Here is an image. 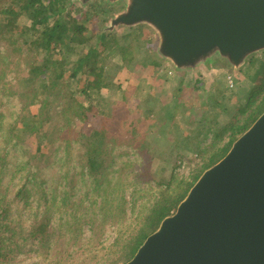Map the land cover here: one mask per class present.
<instances>
[{"label":"trees","instance_id":"obj_1","mask_svg":"<svg viewBox=\"0 0 264 264\" xmlns=\"http://www.w3.org/2000/svg\"><path fill=\"white\" fill-rule=\"evenodd\" d=\"M77 2L0 0V45H4L10 52L17 43L24 45L16 65L19 67L23 61V54L30 59L26 65V73L20 74L16 85L20 91L18 96L29 102L33 108L28 117L10 124L5 134L7 144L19 146L23 160L8 169L6 155L0 156V264H13L19 253L28 255L33 252L40 256L42 264H73L77 252L82 249L84 225H87L91 233L89 245L96 247L94 244L99 243L107 226H119L125 221L127 204L125 192L128 187L126 180L130 172L133 174H130L133 176V184H148L152 180L147 171L148 166L152 167V164L148 166L143 164L139 167L135 162L126 161L112 171L111 164L104 162V157L112 161L110 153L104 149L107 147L106 144H92V139L99 137L107 142L110 138L113 140L114 137L118 138V134L114 135L117 129L113 128V125L108 126L111 118H107L102 128L94 131L92 136L85 135L84 131H77L74 127L75 121L88 120V112L92 109L90 91L93 88L95 90H98V87L109 88V85L119 87L117 82L113 84L107 80L106 61L111 58L114 64L129 63L128 55L136 39L132 32L127 34V38H119L116 31H109L100 26L104 21L99 20L100 15L107 17L110 13L107 2L89 3L88 6L79 5ZM23 16L29 20L27 26L19 23ZM90 22L96 26L97 31L92 39H89L88 34ZM88 43H91L88 52L77 50L79 47L83 50ZM103 50L107 53V58L100 56ZM10 55L8 53V56ZM39 55L42 58L40 62H36V56ZM85 70L90 71L95 79L87 78L84 81ZM7 73L6 67L0 68V83L4 81ZM78 96H82L84 102H80ZM258 96L260 102L249 101L244 108L239 109L242 116L248 112L247 118L242 120L245 122L244 126H239L240 122L233 118L216 133L214 151L208 157V163L203 170L220 161L232 147L233 142L264 112V85L258 91ZM2 103L0 99V107ZM177 106L178 104L174 103L169 107L167 105L163 107L169 111L166 116L165 114L159 116V122L165 123L168 120L169 123ZM213 108L216 110V107ZM155 110L157 108L154 105L148 109V113L158 115ZM3 119V113L0 112V132L3 131ZM118 119L114 115L111 121L117 124L120 123ZM119 120H125L124 115ZM134 128L131 121L126 130L131 132ZM226 136H229V142L221 145L222 139ZM81 141L84 143L85 152L82 154L80 151L77 152V166L73 168L74 144ZM136 141L137 139L132 145L142 154L145 142ZM56 162L60 165L61 171L54 181L50 196L46 198L48 193L44 191L43 186L47 180L43 178V170ZM138 167V171H135ZM202 172L191 182L172 175L168 182L159 184L162 189L158 198L148 208L147 213L139 218L136 231L112 244L117 247V254L104 264H125L130 261L142 242L154 234L162 220L175 212ZM112 173L116 176L114 185L109 189L108 184L111 180L108 178ZM6 174L9 175V180L5 185L3 181ZM77 176L83 184L90 181L93 191L102 194L96 211L94 209L96 201L92 202L89 213L83 211V200L80 205L73 208L70 192L77 187ZM17 178L21 184L14 191L13 181ZM58 187H63L62 192L58 191ZM35 194L44 198V211L40 218L34 219L29 228H25L19 218L18 220L12 218V205L22 204L28 207L30 199ZM72 208L73 212L69 219L63 223L62 216H68ZM54 212L60 214V222L56 228L52 226ZM5 241L9 243L6 244Z\"/></svg>","mask_w":264,"mask_h":264},{"label":"rangeland","instance_id":"obj_2","mask_svg":"<svg viewBox=\"0 0 264 264\" xmlns=\"http://www.w3.org/2000/svg\"><path fill=\"white\" fill-rule=\"evenodd\" d=\"M101 1L103 2L105 0H92L89 3L100 4ZM77 3L81 5L79 2ZM89 3L83 6H88ZM123 9V2L108 5L110 13L107 17L100 15L99 20H104L100 26L107 29L110 20ZM19 23L27 26L29 20L26 16H23L20 18ZM88 29L89 39L94 38L97 33L96 26L90 22L88 23ZM111 31H116L117 37L119 38H127V34L130 32L136 36L130 50L133 61L128 68H119L121 64H114L111 58H108V61H106L108 63L106 67L107 80L113 84L118 81L117 84L119 83L120 89H124V92L116 95L114 86H109V88L98 87V90L93 88L90 91L92 109L88 112V120L84 122L75 121V129L77 131H84L85 135L92 136V132L99 128L105 114H109V107L121 101L120 98L122 101L125 98L124 101H129L130 108L135 114V128L137 127L140 132L149 131V128L154 125L158 128L159 125L162 124V122H159L160 115H148L146 113L145 104L142 103L148 91V84H143V80H140V78H145V76L147 77V75L149 73L152 74V72L157 74L154 78H157V80H155V85L158 84V86L155 87L157 95H162L161 98L159 97L161 101L163 103H171H167L168 107L174 103L178 104V108L174 111L175 128L169 129V131L167 128L165 130L163 129L165 134H162V137L159 136L158 133L157 135L159 137L157 135H149V139L144 146H147L150 151L145 153L142 150L143 155L136 146L132 145L136 139V142H140L144 139L140 137L141 133L133 132L131 134H124L121 129L118 132H114V135L120 134L118 138L114 137L116 142H114L113 138L108 139V142L100 137L92 139L91 142L93 145L97 143L100 145L106 144L107 147H104V149L110 153L112 161H110L108 157H104V162L106 164H111L112 171L126 161L130 163L135 162L136 166L139 167L143 164L147 166L148 164H152V167L148 166L147 169L152 180L148 184H133L134 180L133 176H130V174H132L130 172L126 180L128 187L125 192L127 202L125 207V221L119 226H107L104 229L99 243L94 244L96 247H91L89 245L91 233L87 225H84L81 237L82 249L80 252H77L78 255L73 264H104V262L114 257L117 254V247L112 244L118 239H125L136 231L139 226V218L147 213L148 208L154 200L158 198L159 191L162 189L159 184L163 185L168 182L172 175L191 182L200 172H204L205 170L203 169L208 163V157L214 151L213 144L217 140H215L216 133L233 118L240 122L239 126H244L245 122L242 120L247 118L246 114H248V112L242 116L239 109L244 108L249 101L260 102L261 99L260 96H258V91L264 85V51L249 56L244 64L236 70L231 68L226 62L215 58L212 63L202 65V71L199 70V72L194 75L192 74L191 78L178 75L176 72L169 76L166 74L165 69H158L155 71L146 69L142 72L143 69L139 67L140 63L142 64L146 59L153 57V53L158 45L157 35L152 29L149 27H139L135 29L119 27ZM90 47L91 43H88L83 50L81 47L77 50L80 52H88ZM22 48H24V45L17 43L16 46L13 47L12 52H10L4 45H0V68L6 67L8 69L4 81L0 83V99L3 102L0 107V112H2L4 116L3 131L0 132V156L6 155V159L9 163V165L6 166L8 169L19 164L23 160V154L21 150L18 149L19 146L13 147L11 143H6V130L10 124L20 118L23 119V117H28L33 111L32 106H30L31 104L23 101V98L18 96L20 91L16 85L20 74L26 73V65L30 59V57L23 54V61L20 62L19 67L16 65L17 58L22 54ZM8 53L11 55L8 56ZM100 56L102 58H107V53L103 50ZM93 57H95V55ZM41 58V55L36 56V62H40ZM130 75H137L135 77L137 81L131 83H128V81L126 82L125 78H128ZM229 76L233 80L232 88L229 87L227 82V77ZM65 77H67V75ZM83 77L84 81L87 80V78L88 80L95 79L92 73L86 70ZM81 84L83 83L81 82ZM81 84L79 85L80 87ZM24 88L23 86V89ZM158 88H160L159 91ZM141 89L144 90V93H141ZM25 92H27V89H25ZM77 99L80 102H84L82 96H78ZM155 104L158 105V103L154 102L153 105ZM213 106L216 107V110ZM119 114V119H121L123 113ZM159 114H167V111L162 109ZM158 142L159 144H157ZM222 142L221 145L227 144L229 142V136L224 137ZM83 144V141L74 144L75 162L72 163L73 168L77 166V152L80 151L81 154L85 152V146ZM176 148H180L181 151L174 150ZM173 150L174 152L170 153V151ZM60 156H62V154H60ZM139 167L135 171H138ZM60 171L58 162L43 170V178L47 180V183L43 186L44 191L48 193L46 198L50 196V191L53 190L54 181ZM115 176L116 175L112 173L108 178V180H111L108 184L109 189L114 185ZM85 178L87 180V177ZM8 180L9 175L6 174L3 184L6 185ZM77 180V187L70 192L71 203L74 204L73 208L80 205V202L83 200V211L89 213L92 208V202L96 201V205L94 206L96 211L102 194L100 195V193L97 194L93 191V185L90 184V181L83 184L79 176H77ZM13 184H15L13 190L16 191L21 184L19 178L15 179ZM62 189L63 187H58L59 192H62ZM84 197L85 199H83ZM43 199L44 198H41L40 195L35 194L30 199V205L28 207H24L22 204H13L11 209L12 218L15 220L19 218L20 221L23 222V227L29 228L34 219L40 218L43 214L45 205ZM73 208L69 211L68 216H62L63 223L66 219H69V215L73 212ZM58 222H60V214L54 212L52 214V226L56 228ZM5 243L7 244L9 242L5 241ZM26 250L28 249L26 248ZM13 264H42V259L35 252L29 253L28 255L19 253Z\"/></svg>","mask_w":264,"mask_h":264},{"label":"water","instance_id":"obj_3","mask_svg":"<svg viewBox=\"0 0 264 264\" xmlns=\"http://www.w3.org/2000/svg\"><path fill=\"white\" fill-rule=\"evenodd\" d=\"M105 1L124 3L109 31L148 26L179 71L215 58L236 70L264 51V0ZM125 264H264V112Z\"/></svg>","mask_w":264,"mask_h":264},{"label":"crops","instance_id":"obj_4","mask_svg":"<svg viewBox=\"0 0 264 264\" xmlns=\"http://www.w3.org/2000/svg\"><path fill=\"white\" fill-rule=\"evenodd\" d=\"M139 27H147L148 28V26H144V25H139V26H135V27H132V29H135V28H139ZM158 46V45H157ZM128 57L130 58V61H129V63H121V66H119V68L120 67H126V68H128V66H130L131 65V62L133 61V57H132V55H131V52L129 53V55H128ZM154 58V59H153ZM140 68H142L143 69V71L142 72H144L146 69H148V70H151V71H155V70H158V69H165L166 70V74L167 75H173V73H177L178 75H182V76H187L188 78H191V75L193 74H195V73H197V72H199V70L200 71H202L201 70V68H198V69H195V70H193L192 72L191 71H189V72H187V71H179V70H176L174 67H173V65L169 62V61H167V60H164V59H162L161 57H159L158 56V54H157V47H156V50L154 51V53H153V57L152 58H148V59H146L145 61H143L142 62V64L140 63V66H139ZM170 70H172V74H169V72H170ZM146 75H147V73H146ZM157 74L156 73H154V72H152V74H148L147 75V77L145 76V78H140V80H143V84H145V85H147L148 84V91H147V94H146V97L144 98V100H142V103H144L145 104V107H146V113L148 114V115H150V116H153V115H156V114H149L148 113V109H150V108H152L154 105H153V103L155 102V103H158V105H156L155 104V106H156V108H157V110H155V113H157L158 115H161V114H159L160 113V110H162L163 109V107H165L166 105H167V103H169V102H167V103H163L162 101H161V97H162V95H160V96H158L157 95V90H156V87L155 86H158V84H156L155 85V80H157V78H154L155 76H156ZM137 75H130V76H128V78H125V80H126V82L128 81V83H131V82H133V81H137L136 79H135V77H136ZM193 79V78H192ZM118 82V81H117ZM126 84V83H125ZM110 86V85H109ZM118 86H119V83H118ZM159 89L160 88H158V91H159ZM115 94L116 95H119V94H121L122 92H124V89H120V87H117V88H115ZM141 93H144V90L143 89H141ZM160 97V98H159ZM126 99V98H125ZM124 99V100H125ZM120 100L121 101H119V102H116V103H114V105L113 106H110L109 108H110V110H109V114H105V117L103 118V120L101 121V123H100V126H99V128L97 129V130H95V131H98V130H100L101 128H102V126H103V124L105 123V120L107 119V118H113L114 117V115H116V117L117 118H119V116H120V114L119 113H123V115L125 114V120H123V121H121V120H119L118 119V121L120 122V123H117V124H113V122L111 121V119H110V122H109V124H108V126L109 127H111V125H113V128H118V126H119V128L117 129V132L119 131V130H121L122 131V133L124 132V134H131V133H141V138H144V139H142V140H144L143 142H145L144 144H146V141H148V137H149V135H153V136H156L157 135V133L159 134V136H161L162 137V134H165V132H164V130L167 128V130L169 131V129L171 130V129H173V128H175V121H174V116H173V119L168 123L167 121L168 120H166L165 121V125L166 126H164V124L162 123V124H160L159 125V127L158 128H156V126L154 125V126H151L149 129V131L148 130H146V131H142V132H140L139 130H138V128L136 127V128H134V130L133 131H131L130 132V130H126V127H127V125H129L130 123H131V121L134 123L135 122V114H134V112H133V110H131V108H130V105H129V101H122V99L120 98ZM169 104H171V103H169ZM153 105V106H152ZM137 107V106H136ZM178 108V106L176 107V109ZM175 109V110H176ZM174 110V111H175ZM169 111V110H168ZM167 111V112H168ZM174 111H173V115H174ZM171 112V111H170ZM169 112V113H170ZM122 115V116H123ZM165 116H166V114H165ZM121 119H122V117H121ZM135 126V125H134ZM153 129V130H152ZM164 129V130H163ZM155 131H157V132H155ZM93 133V132H92ZM150 133H152V134H150ZM118 135H120L119 133H118ZM158 136V135H157ZM158 136V137H159ZM169 137V136H168ZM132 138V137H131ZM176 138V137H175ZM175 141V140H174ZM132 144V143H131ZM157 144H159V142L157 143ZM147 149V150H146ZM174 150H176V151H179L180 150V148H176V149H174ZM174 150L173 151H170V153H172V152H174ZM143 151L145 152V153H148L150 150H149V148L146 146H144V149H143ZM181 151V150H180ZM166 159V158H165Z\"/></svg>","mask_w":264,"mask_h":264},{"label":"built area","instance_id":"obj_5","mask_svg":"<svg viewBox=\"0 0 264 264\" xmlns=\"http://www.w3.org/2000/svg\"><path fill=\"white\" fill-rule=\"evenodd\" d=\"M169 74H172V70H170ZM227 82H228L229 87L232 88L233 87V80L230 76L227 77Z\"/></svg>","mask_w":264,"mask_h":264}]
</instances>
